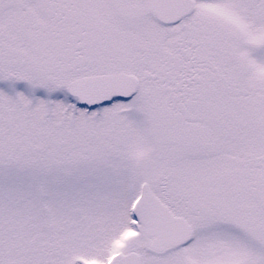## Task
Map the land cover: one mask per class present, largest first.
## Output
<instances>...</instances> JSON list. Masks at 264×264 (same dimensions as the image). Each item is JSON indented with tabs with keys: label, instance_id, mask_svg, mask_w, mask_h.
I'll list each match as a JSON object with an SVG mask.
<instances>
[{
	"label": "snow or ice",
	"instance_id": "snow-or-ice-1",
	"mask_svg": "<svg viewBox=\"0 0 264 264\" xmlns=\"http://www.w3.org/2000/svg\"><path fill=\"white\" fill-rule=\"evenodd\" d=\"M0 264H264V0H0Z\"/></svg>",
	"mask_w": 264,
	"mask_h": 264
}]
</instances>
